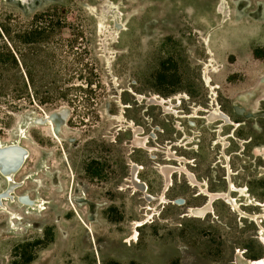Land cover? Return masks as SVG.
<instances>
[{"label": "rangeland", "instance_id": "374dc122", "mask_svg": "<svg viewBox=\"0 0 264 264\" xmlns=\"http://www.w3.org/2000/svg\"><path fill=\"white\" fill-rule=\"evenodd\" d=\"M55 7L83 32L102 87L93 86L90 106L75 109L65 101L29 107L0 91V143L18 142L27 156L15 177L21 186L15 197L34 203L0 207V264L262 259L258 226L231 202L248 214L264 213V86L248 93L264 78V0H0V26L26 28L36 14ZM62 34L70 38L68 30ZM4 44L0 29V54ZM206 70L223 123L212 116ZM154 96L175 108L151 105ZM242 96L251 103L236 101ZM120 102L125 121L141 128L145 142L139 147L132 129L121 127ZM196 109L212 111L180 117L197 116ZM52 114L55 128L63 118L60 129L38 125ZM228 164L232 199L216 196L209 214L189 217L190 208L209 201L202 189L214 195L228 190ZM167 166L177 172L168 202L160 205ZM134 183L146 187L148 197ZM5 188L0 176V192Z\"/></svg>", "mask_w": 264, "mask_h": 264}, {"label": "trees", "instance_id": "16d2710c", "mask_svg": "<svg viewBox=\"0 0 264 264\" xmlns=\"http://www.w3.org/2000/svg\"><path fill=\"white\" fill-rule=\"evenodd\" d=\"M0 29L7 42L0 54L1 92L42 110L54 108L59 101L73 109L80 103L91 105L93 86L101 89L102 84L88 63L84 34L67 21L66 10L55 7L36 14L26 28L17 22L14 29ZM64 30L70 38L63 37ZM78 94L89 97L79 100Z\"/></svg>", "mask_w": 264, "mask_h": 264}, {"label": "bare ground", "instance_id": "6f19581e", "mask_svg": "<svg viewBox=\"0 0 264 264\" xmlns=\"http://www.w3.org/2000/svg\"><path fill=\"white\" fill-rule=\"evenodd\" d=\"M222 10H223V8L221 7V8L218 9V12L219 13L220 12H223ZM208 74L209 73H208L207 70L204 71V73H203V80H204V84L212 92V96H211V100L213 101L212 102L213 103L212 104V107H213L212 110H214L212 116L214 118L218 119L217 122H222L223 123L226 120L223 121V118L222 117H224V115L220 112L219 109H216L215 108V103L216 102L213 100V98H214V96L216 94V91H215L216 89L212 85V81H211L210 77L208 76ZM262 86H264V78L260 79L258 81V85L255 86L254 88H252L248 93L251 94L252 92H255L257 88H260ZM242 95H245V94H242ZM154 97H155V100H156L157 103H154L153 104V102H155V100L150 99L149 100V103L151 105L162 106L164 109H166L169 105H171L173 107V109L175 108L170 100L167 101V100L160 99L157 96H154ZM138 98L141 100L144 97L143 96H138ZM181 99H183V98H181L180 96L177 97V100H181ZM245 100H246L245 99V96H242L240 99H237L236 98V101H240V103H242L244 105H248V103L250 102V100L247 101V102ZM216 105L218 106L217 103H216ZM121 106H122L121 118L123 120L120 121V122H121L122 129H125V128L126 129H132L133 134H134V138H135V142H133L134 143V146L143 145L145 141L140 142L141 141V137H140L141 134H139V130H141V128H139L136 125H134L133 122H126L125 121V118L123 116V113H124L123 110L125 108H124V105H122V103H121ZM196 110H197V116L196 115L195 116L192 115V116H180V117L181 118H184V119H194V118L198 117L200 111H203V112L206 111L207 114H209L212 111V110L208 111V110H201V109H196ZM165 112H167V111H165ZM55 115H57V114H55ZM55 115H53L52 117L48 116L47 117V123H45L43 120H39V121H41V122H39V124H41V123L44 122L43 125H46V126H51L52 125L54 127V129H55V126L53 125V120L51 119V118L55 117ZM117 118L119 119V115H118ZM224 126H226V125H224ZM57 127H60V122H57ZM137 147H139V146H137ZM25 153H26V151L24 149L20 148L19 146H13V145H11V146H7L5 148H1L0 147V171L3 173L4 176H6L7 178H9V180L12 179V177L14 176V174L19 170V168L22 166V164L24 163L25 159L27 158V156H26ZM166 154L169 155V157H168L169 159L168 160L171 161L172 159H174L173 156H172L173 153L171 154L170 152H168ZM187 163H185V165ZM181 165H183V163H181ZM226 168H227V179H228L229 192H227L228 191L227 190L225 193H219L218 195L217 194L214 195V194L210 193L208 190L202 189L201 191H203V192H201L202 194H200V195H202V196H204L206 198H209V201H208V203H205L201 207H198V208H190L189 209V212H188L189 213L188 214L189 217L196 218V219H201V218L205 217L206 214H209V211L211 210V204L214 201V199L216 198V196L222 197V198H224L226 200L227 199L228 200H231L232 199L231 193L234 191L235 187L233 186L232 181H231V178H230L231 177V174H232L230 165L228 164ZM174 169H177V168L171 167V166H167L163 170V175L166 177V183L164 182L165 185H163L162 194H161V197L159 198V201H158L160 203V205H163V204L165 205L168 202L166 200V198H165V194L168 192V190L170 188V178H171L172 174H174V173L177 172V170L176 171H173ZM181 169H183V168H181ZM7 171H9V172H7ZM185 171H186V169H185ZM137 174H138L137 169H134L133 172H132L133 179H136ZM190 180H191V183H192L191 186L192 185L194 186L195 180H193L192 178ZM196 181L198 182V180H196ZM189 184H190V182H189ZM171 186H172V184H171ZM140 187L141 186H137L135 183L133 184V189H135L136 192H139L141 194H144L146 197H148V194H147V191H146V187L145 188H140ZM202 188H204V186ZM222 198H221V200H222ZM147 200L150 203L151 199L150 198L149 199L147 198ZM174 204L176 206H181L180 204H178V202H174ZM233 205L234 204L231 202L232 209L235 210V211H237V212L239 211L240 217L242 219L249 220V221H251L253 223H256V225L258 226V229L260 231V235L262 236L261 243L264 245V227L261 225V223L263 222L261 220H264V213H261V214H253V215L252 214H248L246 212H243L240 208L236 209V207H233ZM256 205H259L260 206V204H256ZM235 206H237V204H235ZM261 206L264 207V204H262ZM238 264H264V259H259V260H256V261L244 260L243 262H239Z\"/></svg>", "mask_w": 264, "mask_h": 264}, {"label": "flooded vegetation", "instance_id": "af4514ba", "mask_svg": "<svg viewBox=\"0 0 264 264\" xmlns=\"http://www.w3.org/2000/svg\"><path fill=\"white\" fill-rule=\"evenodd\" d=\"M53 115H55V114L46 115L45 118H47L48 116L52 117ZM39 120H43L44 121V118L43 119L42 118L41 119H38L37 121H39ZM44 122L47 123V119ZM44 122L41 123V124L43 125ZM41 124H38V125H41ZM55 129H60V127H57L56 126ZM23 131H24V129L21 130V132H23ZM24 138H25V133L23 135L18 136V139L19 140H22ZM11 145H13V146H19L20 148H22L18 142L11 143V144H7V145H2L0 143V147L1 148H5V147L11 146ZM22 149H24V148H22ZM26 162H27V158L25 159L24 163L19 168V170L14 174V176L12 177L11 180H9V178H7L6 176H4L3 173L0 171V176L3 179V181L6 183V188L3 191L0 192V207L3 208L5 206V202H12V203L17 202L18 204L22 205L23 207H30V208L34 207L33 201L28 196H18L17 199L15 197L16 190H18L21 187V186H18L20 183H17L16 182L15 177L23 170ZM7 172H9V171H7ZM11 186H15L12 189V192L10 191ZM8 190H9V192H8Z\"/></svg>", "mask_w": 264, "mask_h": 264}, {"label": "water", "instance_id": "95a60500", "mask_svg": "<svg viewBox=\"0 0 264 264\" xmlns=\"http://www.w3.org/2000/svg\"><path fill=\"white\" fill-rule=\"evenodd\" d=\"M134 97H135V95H133ZM125 109H127L126 107H125ZM56 117H53V118H51L53 121H54V119H55ZM47 118H44V121L46 120ZM57 120H59L60 122H63V118L62 117H59V118H57ZM15 186H11V188H10V191H12V189L14 188ZM165 192V191H164ZM227 192H229V188H228V191ZM208 201V200H207ZM262 259H264V257L262 258Z\"/></svg>", "mask_w": 264, "mask_h": 264}]
</instances>
